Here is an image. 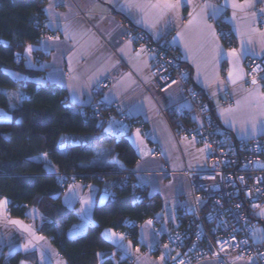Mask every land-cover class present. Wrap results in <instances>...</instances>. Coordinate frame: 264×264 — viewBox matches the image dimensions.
Wrapping results in <instances>:
<instances>
[{"label":"crops","instance_id":"1","mask_svg":"<svg viewBox=\"0 0 264 264\" xmlns=\"http://www.w3.org/2000/svg\"><path fill=\"white\" fill-rule=\"evenodd\" d=\"M237 2L243 4L244 0ZM126 4L127 0H46L43 9L47 32L59 39L48 40L42 37L38 43L29 44L32 47L31 53L26 51L29 45L25 48L23 64L26 69L41 71L39 76L30 79L28 75L15 71H9V74L15 80L29 79L38 85L54 84L61 87L66 92V99L77 111L80 108L89 109L97 102L112 109L105 116L100 135L65 137L62 142L67 146L65 150L81 144L94 152L86 166L124 169L126 166L119 159L115 145L103 141L127 138L139 156L137 164L132 168L138 185L146 187L150 197H160L162 207L153 219L147 220L152 221L151 225L145 221L139 226L137 242L112 228L103 229L101 237L107 247L97 251L98 264L105 257L113 264H167L173 256L170 246L165 248L167 244H161L162 237L169 234L181 208L187 212L194 210L189 180L184 171L193 173L206 170L209 148L193 138L176 135L168 117L163 114L164 110L178 106L191 113L193 122L199 121V116L191 112V103L184 102L183 86L180 83H173L164 89L151 85V55L145 48H139L126 39L127 25L143 29L155 42L170 38L180 51V60L190 68L194 87L212 99V109L221 131L231 134L237 140H251L264 134L245 136L238 122L233 126L226 110L232 108L233 118L239 121L246 114L245 98L249 97V93L259 87L260 93L264 94L261 83L253 85L247 82L244 64L247 58L264 56V45L256 34L264 32L261 26L264 23V0H250V6L244 10L233 9L229 0H190L189 3H182L177 13H168L156 20L154 27V17L145 20L140 11L126 7ZM213 8L222 9L215 18L212 17ZM48 9L51 11H46ZM189 13H193L196 18L190 17ZM197 13H201L207 25H211V30L205 27L196 16ZM190 19H193L191 25ZM219 22L231 30L234 47L228 46L219 36ZM65 26L82 33V38L78 41L65 39ZM210 31L215 32V37L210 35ZM246 32L252 33L251 44L247 43L249 37L245 35ZM185 43L190 45L189 51H186ZM201 44H205L204 50L195 54ZM216 45L223 54L214 57ZM141 49L144 51L141 52ZM232 49L238 52L246 49L238 65H234L232 57L228 56ZM35 51L44 56L40 62L35 60ZM230 69L241 77L235 84L228 80ZM52 73L56 74L55 78H50ZM106 78L111 81V88L96 95V89ZM106 96L111 98L110 103L104 102ZM237 101L241 102L239 110ZM117 109L130 119L143 122L145 127L120 123ZM0 114L9 117L8 120L0 118V122L12 119L2 109ZM137 130L140 139L136 137ZM154 147L158 148L157 152ZM201 149L204 151L201 152ZM46 170L49 174H56L50 167H46ZM112 197L110 189H102L95 183H72L63 194L62 201L68 210L74 212L77 220L66 229L57 225V231H64L70 239L84 235L90 227L96 225L95 208L108 203ZM7 201V213L0 217V264H13L16 255L20 256L17 264H68L54 246L52 238L42 232L53 220L37 205L28 208L26 218L14 217L10 214V200ZM262 212L264 208L255 215L254 230H264ZM13 220L21 221L32 232H26L10 223ZM254 242L264 246V239L257 238ZM162 255L165 257L163 261L160 259ZM179 255V252L176 253L174 258ZM229 261L231 264H253V260L238 257H231ZM196 264L221 263L218 260H203Z\"/></svg>","mask_w":264,"mask_h":264},{"label":"trees","instance_id":"2","mask_svg":"<svg viewBox=\"0 0 264 264\" xmlns=\"http://www.w3.org/2000/svg\"><path fill=\"white\" fill-rule=\"evenodd\" d=\"M45 4L46 0H0V109L12 117L9 122H0V198L10 200V214L18 218H26L29 207L39 206L53 220L42 232L52 238L68 264H98L97 251L107 247L101 237L103 229L112 228L137 242L139 226L153 219L162 201L158 196L150 197L146 187L138 185L132 168L139 156L125 137L103 141L115 145L124 169L86 166L94 152L81 144L60 151L65 137L100 135L105 116L112 109L105 108L99 122L90 117V109L84 115L62 105L66 92L61 87L10 76L9 71L26 74L30 79L41 74L25 68L23 54L27 45L38 43L47 32ZM34 55L44 59L39 51ZM17 92L23 93L20 99ZM168 119L174 126V116ZM45 157L46 163L41 159ZM46 164L56 174H49ZM66 173H76L75 182L95 183L113 193L112 200L95 208L96 225L76 239L57 231V225L66 229L77 220L62 201L61 174ZM19 258L16 255L13 264ZM101 264L113 263L105 257Z\"/></svg>","mask_w":264,"mask_h":264},{"label":"built area","instance_id":"3","mask_svg":"<svg viewBox=\"0 0 264 264\" xmlns=\"http://www.w3.org/2000/svg\"><path fill=\"white\" fill-rule=\"evenodd\" d=\"M261 26L264 28V23ZM218 34L226 44L234 47L231 30L221 22L218 23ZM52 36L49 32L43 35L45 38ZM125 37L151 55V85L164 89L174 81L180 83L184 102L191 103V112L199 116V121L193 122L191 113L178 106L164 110L166 117L172 115L175 118L172 128L176 135L193 138L209 148L206 170L184 171L189 180L194 210L187 212L181 208L169 234L162 237L161 244L170 246L173 257L180 253L176 259L170 258L167 264H180L181 261L183 264H196L203 260L231 264V257L264 264V246L254 242L252 235L255 215L264 208V135L251 140H237L221 131L212 109V99L194 87L190 68L180 60V51L170 38L155 42L146 31L130 24ZM35 60L40 62L42 58L36 57ZM244 64L247 82H252L255 77L257 83L264 87V56L247 58ZM257 68L260 70L254 72ZM110 88L111 81L106 78L95 93L99 95ZM60 103L68 109L75 108L66 98ZM105 108L97 102L89 108L90 117L101 122ZM117 110L120 123L145 127L143 122L132 120ZM79 111L85 115L87 108H80ZM187 120L192 123L187 124ZM157 150L154 147V151ZM61 176V190L65 193L78 175L66 173Z\"/></svg>","mask_w":264,"mask_h":264},{"label":"snow or ice","instance_id":"4","mask_svg":"<svg viewBox=\"0 0 264 264\" xmlns=\"http://www.w3.org/2000/svg\"><path fill=\"white\" fill-rule=\"evenodd\" d=\"M189 2L190 0H127L126 7L135 8L138 11H140L143 14L145 20H147L148 18L154 17L155 19L153 20V24H152V26L154 27L156 20L162 18L164 15L168 13H177L180 7L182 6V3H189ZM229 2L231 3V7L233 9L244 10L246 7L250 6V0H244L243 4L238 3L237 0H229ZM205 7H211V6L205 5ZM46 11L50 12L51 10L48 9ZM221 11L222 9L213 8L212 17L215 18L218 14H220ZM202 12H203V9H201V13ZM201 13H197L196 16L200 18V20L204 23L207 29L211 30V25H207L206 20L203 18ZM189 15L190 17H193L194 19L196 18L193 13H189ZM233 19H235V13L233 15ZM192 23H193V19H190L189 24L191 25ZM256 34L261 38L260 43L264 45V32H259ZM64 35H65V39L67 40L78 41L80 38H82L83 34L72 31L68 26H65ZM179 35L182 36V34H179ZM210 35L212 37H215L216 34L214 31H210ZM245 35L249 37L247 43L251 44L252 43V40H251L252 33L246 32ZM47 39L52 40V39H59V38L58 37H48ZM243 44L244 42H242V47H243ZM204 47H205V44H201L200 47L196 50L195 54L202 52L204 50ZM185 48H186V51H189L190 45L188 43H185ZM26 51L31 53L32 47L29 45ZM140 51L143 52L144 50L141 49ZM245 53H246V49H244V51H241V52H238L236 49H232L228 53V56L232 57V62L234 65H238L240 56ZM222 54L223 53L220 51L219 46L216 45L214 48V57L220 56ZM29 67H31V64H29ZM259 70H260L259 68L254 69V72L259 71ZM55 75H56L55 73L50 74V78H55ZM239 78L241 77L238 73H234L232 69L229 70L228 80L231 83L235 84L237 79ZM173 83H175V81ZM252 84L253 85L257 84L255 77H253L252 79ZM73 91L75 92V89ZM8 95L11 96L12 94L9 93ZM253 97L254 99H252ZM74 99H75V96H74ZM245 100L247 101V110H246V114L244 115V117L240 119L239 121H236L232 116L234 110L232 108H229L226 110L229 119L232 120L233 126H235V123L237 122L241 125V131L245 136H254V135H257L258 133L264 134V94H261L259 91V87H257L253 93H249V97H246ZM104 102L110 103L111 98L106 96ZM240 105H241V102L237 101V110L240 109ZM222 115H224V113H222ZM0 118H2L3 120L9 119V117L6 114H0ZM136 137L137 139H140L139 130H137ZM66 147L67 146H65L62 143L60 145V151L63 152ZM203 151L204 149H201V152ZM41 159H43L46 163V157L41 158ZM46 166L50 167V165H47V164ZM83 203H88V201H83ZM7 204H8L7 199H0V217H3L6 215ZM81 211H83V209ZM261 214L264 215V212H262ZM10 223L21 227L26 232H30V233L32 232L30 228L24 226L22 222L19 220H13V221H10ZM147 224L151 225L152 221H147ZM258 233H260L259 236H258ZM252 235L254 239H257V238L264 239V230H254ZM120 239L122 240L123 236H121ZM30 243L31 242H29V244ZM25 247L27 248L28 245H26ZM164 247L168 248V245H165ZM160 259L161 261H163L165 257L162 255ZM173 259L175 258L173 257ZM180 264H183V261H181Z\"/></svg>","mask_w":264,"mask_h":264},{"label":"rangeland","instance_id":"5","mask_svg":"<svg viewBox=\"0 0 264 264\" xmlns=\"http://www.w3.org/2000/svg\"><path fill=\"white\" fill-rule=\"evenodd\" d=\"M22 94H23V93H21V92H17V93H16V96L20 99ZM22 96H23V95H22Z\"/></svg>","mask_w":264,"mask_h":264}]
</instances>
